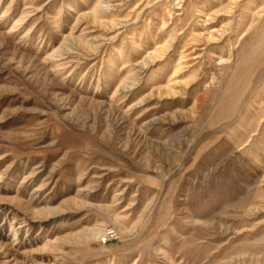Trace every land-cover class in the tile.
Segmentation results:
<instances>
[{"label":"rangeland","instance_id":"obj_1","mask_svg":"<svg viewBox=\"0 0 264 264\" xmlns=\"http://www.w3.org/2000/svg\"><path fill=\"white\" fill-rule=\"evenodd\" d=\"M0 264H264V0H0Z\"/></svg>","mask_w":264,"mask_h":264},{"label":"built area","instance_id":"obj_2","mask_svg":"<svg viewBox=\"0 0 264 264\" xmlns=\"http://www.w3.org/2000/svg\"><path fill=\"white\" fill-rule=\"evenodd\" d=\"M102 243H106V241H105V240H103V241H102Z\"/></svg>","mask_w":264,"mask_h":264}]
</instances>
